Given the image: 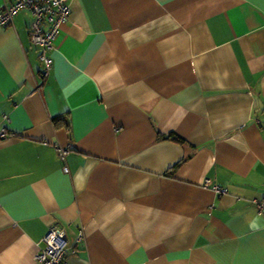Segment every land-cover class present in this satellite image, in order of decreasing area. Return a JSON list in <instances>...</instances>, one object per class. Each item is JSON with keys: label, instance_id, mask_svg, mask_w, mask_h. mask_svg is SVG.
Here are the masks:
<instances>
[{"label": "crops", "instance_id": "1", "mask_svg": "<svg viewBox=\"0 0 264 264\" xmlns=\"http://www.w3.org/2000/svg\"><path fill=\"white\" fill-rule=\"evenodd\" d=\"M67 2L47 75L0 25V264L51 228L68 264H264V0Z\"/></svg>", "mask_w": 264, "mask_h": 264}, {"label": "built area", "instance_id": "2", "mask_svg": "<svg viewBox=\"0 0 264 264\" xmlns=\"http://www.w3.org/2000/svg\"><path fill=\"white\" fill-rule=\"evenodd\" d=\"M27 9L31 12L33 19L28 27V36L32 45L38 48V59L42 65L43 73L47 75L52 67V59L49 52L63 25L69 16L70 9L67 0H15L12 4L0 8V25L6 26L12 23L14 15ZM4 126L0 127V137L14 135L7 128L8 117H3ZM55 151L60 161L65 164L69 147L55 146ZM63 172L68 173L69 169L63 166ZM208 181L206 182V185ZM216 193L224 194L226 189L213 186ZM255 207L264 215V198L253 200ZM82 234L80 233L78 239ZM68 245L65 233L61 229L51 228L42 238L41 244L35 255V264H68Z\"/></svg>", "mask_w": 264, "mask_h": 264}, {"label": "trees", "instance_id": "3", "mask_svg": "<svg viewBox=\"0 0 264 264\" xmlns=\"http://www.w3.org/2000/svg\"><path fill=\"white\" fill-rule=\"evenodd\" d=\"M38 54H39V52H38ZM53 121H54V122H53V123H54V125H56V126H60V125H62V124H63V121H62V120H60V119H54ZM66 127H67V130H68V132L70 133V128H69V126L67 125ZM172 139H174V140H179V139H178V138H176V137H174V138L172 137ZM177 165H178V164H177ZM177 165H176V166H174V168H175V167H177Z\"/></svg>", "mask_w": 264, "mask_h": 264}]
</instances>
